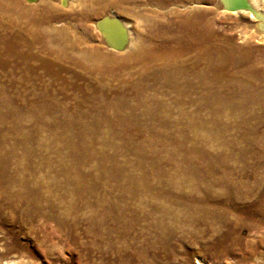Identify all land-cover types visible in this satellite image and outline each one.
I'll list each match as a JSON object with an SVG mask.
<instances>
[{
  "label": "rangeland",
  "instance_id": "rangeland-1",
  "mask_svg": "<svg viewBox=\"0 0 264 264\" xmlns=\"http://www.w3.org/2000/svg\"><path fill=\"white\" fill-rule=\"evenodd\" d=\"M16 1L27 8L40 4ZM168 1L169 11L210 10L216 31L231 36L238 45L250 44L257 56L264 55V41L251 32V21L218 10L219 0H193L191 7L181 8H175L176 0ZM52 2L61 17L79 12L78 7L66 10L57 4L58 0ZM141 3L144 0H139L133 11L124 7L117 11V16L128 23L131 41L136 35L144 37L158 29L156 19L149 18V7ZM113 14L116 15L113 9L98 10L89 20L81 19L90 34L78 37L82 47L98 48L120 60L117 67H103L100 71L92 67L80 69L64 59L62 62L72 70L62 72L60 79H56L44 76L39 66L32 69L34 74L24 77L16 62L10 61L12 65L6 67L0 65L2 183L6 186V182L19 178L39 185L42 190L50 187V191L64 193L48 194L51 199L62 203L63 198L69 205L60 204L56 211L60 218L55 222L37 214L26 220L17 217L26 211L17 196L11 199L15 209L3 201L0 190V264H140L143 259L147 264H173L172 257H182L180 264H196L200 259L205 264H232L234 259L230 257L222 263L218 254L201 249L208 234L201 239L178 232L189 224L184 223V210L175 201L188 193L200 177H246L245 163L254 161L241 160L238 154L244 150L245 141L253 139L257 144L264 137V124L250 132L241 123L231 124L238 115L228 112L193 129L146 125L148 115L137 104L141 95H157L165 101H169L170 95L149 87V81L137 87L139 71L127 62V49H112L104 41L97 23ZM76 16L71 17L73 21L65 18L56 24L68 28L67 22L78 23ZM136 17L141 18L140 29L135 24ZM1 34L10 36V31L0 29ZM43 88L49 97L39 101L37 96H43ZM52 100L54 105L50 108ZM34 110L40 111L46 122L41 124L31 115ZM130 110L143 122L135 123L132 117L124 116L128 123L125 128L115 123L116 113L127 115ZM249 128L253 126L250 124ZM242 130L250 140L246 135L241 138ZM253 175L260 179L263 172L256 169ZM54 183L59 189L52 188ZM43 202L41 199L32 206L44 205ZM43 212L48 214L46 208ZM171 229L175 235L168 247L162 248V238ZM194 243L197 255L193 254ZM94 245L98 249L92 248Z\"/></svg>",
  "mask_w": 264,
  "mask_h": 264
},
{
  "label": "bare ground",
  "instance_id": "bare-ground-1",
  "mask_svg": "<svg viewBox=\"0 0 264 264\" xmlns=\"http://www.w3.org/2000/svg\"><path fill=\"white\" fill-rule=\"evenodd\" d=\"M30 1L32 4H40L27 8L16 0H0V29L10 31V36L0 35L2 67L12 65L10 61L16 62L24 77H29L30 73L34 74L32 69L39 66L44 70V76L56 79H60L62 72H71L72 65L80 69L92 67L96 71L103 67H117L120 60L98 48L82 47L78 37L90 34L81 22L89 20L95 11L113 9L115 16L104 17L97 23L102 38L112 49H127V62L133 68L136 66L139 71L137 87L141 86V82L149 81V87H156L170 95L169 101L157 95H141L137 104L139 110L148 115L146 125L160 124L164 129H193L204 127L212 122L214 116L228 112L238 115L232 116L231 124L241 123L250 132L264 124V55L257 56V50L250 44L238 45L231 36L216 31V21L210 10L199 12L190 9L189 12L182 13L176 9L169 11L171 5L168 6V0H144L141 4L149 7V18L156 19L158 29L156 34L150 32L144 37L136 35V39L131 41L132 32L128 30V23L117 16V11L123 7L133 11L138 7L139 0H58L57 4L66 10L78 7L79 12L73 14L78 16V23L67 22L68 28L56 23L65 18L72 20L73 15H58L52 0ZM175 2V8H181L191 7L194 1ZM216 7L222 12L228 11L251 21V32L256 34L259 41H264L263 0H219ZM140 19L135 18L137 28ZM242 39L246 40V37ZM262 49L264 53V47ZM64 59H67L70 66L62 62ZM47 97L49 93L43 88V96L38 95L37 99L42 101ZM53 100L50 108L54 105ZM2 101L3 98H0V109ZM131 113V110L127 115L116 113L115 123L125 128L128 125L125 117H132L135 123L143 122ZM174 113L176 119L172 117ZM31 115L41 124L46 122L38 110H34ZM250 124L253 128H249ZM243 135L250 140L249 134L244 130L241 138ZM238 155L241 160L254 161L245 163L246 177L214 180L200 177L189 187L188 193L175 201L184 210V223L189 224L185 230L179 228L178 232L182 236L185 232L188 236L201 239L208 234L209 238L203 242L201 249L218 254L222 263L230 257L234 259L232 264H264V137H260L257 144L253 139L245 141V148ZM256 169L263 172L260 179L253 175ZM3 171L4 168L0 165L1 177L4 175ZM1 177L3 201L16 209L11 199L17 196L26 209L17 217L30 220L34 217L32 215L37 214V217L44 216L54 222L60 218V214L56 213L57 208L60 204H67L63 202V198L60 203L51 199L48 194L64 195L63 192L50 191V187L42 190L39 185L19 178L11 179L6 182L9 185L4 186ZM58 187L54 183L52 188L59 189ZM41 199H44V205L32 206ZM44 208L48 210V214H44ZM244 232L245 236L242 234ZM165 233L162 248L168 247L175 230ZM193 247V254L197 255L195 243ZM92 248L96 250L98 246L94 245ZM109 249L114 250L115 247L109 246ZM198 255L201 257V253ZM171 259L173 264L177 260L179 264L182 262V257ZM140 264L147 262L143 259ZM155 264L166 263L161 261ZM196 264L205 262L200 259Z\"/></svg>",
  "mask_w": 264,
  "mask_h": 264
}]
</instances>
